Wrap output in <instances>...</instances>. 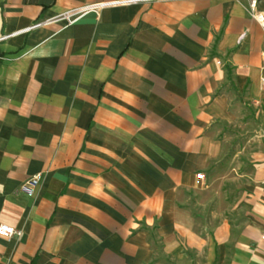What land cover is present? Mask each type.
Wrapping results in <instances>:
<instances>
[{"label": "crops", "instance_id": "1", "mask_svg": "<svg viewBox=\"0 0 264 264\" xmlns=\"http://www.w3.org/2000/svg\"><path fill=\"white\" fill-rule=\"evenodd\" d=\"M111 1L0 0V264H264V0Z\"/></svg>", "mask_w": 264, "mask_h": 264}, {"label": "built area", "instance_id": "2", "mask_svg": "<svg viewBox=\"0 0 264 264\" xmlns=\"http://www.w3.org/2000/svg\"><path fill=\"white\" fill-rule=\"evenodd\" d=\"M133 1L134 0H116V1H111V2L92 3V4L84 5L82 7L68 9L53 17L37 21L25 30H30V29H34V28H37L43 25H50V24H62L61 27L64 28V27L74 24L77 20H79L80 18H82L84 15L88 13H95L98 15L100 10L104 7L119 5V4H124V3H130ZM257 1L258 0L250 1V9L254 17H256L255 7H256ZM3 38L4 37H0V40H2ZM196 177L198 179H202L204 178V175L198 172L196 174ZM42 179H43V172L35 173L31 177H29L25 181V183L22 184L21 190L28 195H33L35 189L40 185ZM21 234H22V231L20 229H17L7 224L0 223V236L5 237L7 239H11L14 237L18 238L21 236Z\"/></svg>", "mask_w": 264, "mask_h": 264}]
</instances>
